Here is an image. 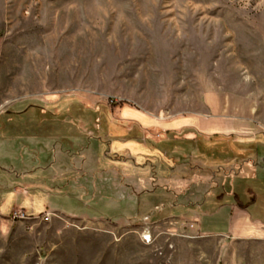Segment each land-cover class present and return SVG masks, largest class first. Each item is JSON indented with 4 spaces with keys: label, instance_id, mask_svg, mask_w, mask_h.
Here are the masks:
<instances>
[{
    "label": "rangeland",
    "instance_id": "obj_1",
    "mask_svg": "<svg viewBox=\"0 0 264 264\" xmlns=\"http://www.w3.org/2000/svg\"><path fill=\"white\" fill-rule=\"evenodd\" d=\"M30 105L82 111L56 136L0 128V264H264L196 228L264 181L226 131L264 125V0H0V117Z\"/></svg>",
    "mask_w": 264,
    "mask_h": 264
},
{
    "label": "trees",
    "instance_id": "obj_2",
    "mask_svg": "<svg viewBox=\"0 0 264 264\" xmlns=\"http://www.w3.org/2000/svg\"><path fill=\"white\" fill-rule=\"evenodd\" d=\"M29 109V110H28ZM27 111L28 112H18L17 110H13L10 113H8V115H4L2 117H0V128H2V130L4 132H10L11 134L15 135V136H20L22 134H25V131L23 130L24 128L27 129V127L29 126H34L35 129L33 128V131L31 130V133L29 134V136H56V135H60V134H64V132H66L67 128H70V124H74L75 122H64V120L66 118H70V117H75L76 113H78V116L80 114V112L82 111L81 106H74L70 109V111H68L65 115L63 116H59L57 118H53L49 112H45L42 109H35L34 106L30 105V108H28ZM93 115H97L96 117V124H101V122H99V119H101L100 115L101 113L99 111H94L92 112ZM33 114V115H32ZM22 119L23 122L20 123V127L18 129H16V125L18 122H15L16 120H18V118ZM32 117V118H31ZM31 118V119H30ZM8 120V121H7ZM7 121V122H5ZM5 122V124H4ZM46 122H48L46 124ZM8 123V124H7ZM46 124L47 130H43L42 127H44ZM6 125H8V127H6ZM18 130H23L22 132L18 131ZM27 131V130H26ZM134 135L136 136L137 133H134ZM131 138L133 139L134 136H131ZM190 141H194V140H190ZM253 151H255L259 156H264V143L262 142H258L256 144H254L252 146ZM262 154H259V153ZM242 157V156H240ZM258 179L256 178H251V179H247L244 180L240 185V190L239 189L235 190V189H230L229 191H227V197L226 196H222V199H218L215 203V205H213V208L216 207H220L221 204L223 205V203L225 202V199L232 196V199L236 198L238 199L243 207L249 212V214L254 218H262L264 219V217H256L257 214L254 213V215L251 213L252 211H258L262 213H264V205L263 203H261V199H263L264 197V181H261L260 184ZM263 184V185H262ZM259 214V213H258ZM264 216V215H263Z\"/></svg>",
    "mask_w": 264,
    "mask_h": 264
},
{
    "label": "crops",
    "instance_id": "obj_3",
    "mask_svg": "<svg viewBox=\"0 0 264 264\" xmlns=\"http://www.w3.org/2000/svg\"><path fill=\"white\" fill-rule=\"evenodd\" d=\"M224 125L221 126V124H210L207 123L206 126L202 129H204L206 132L214 133L215 135H219V133L224 134V130L222 131L221 128ZM220 127V128H218ZM240 127V125H229L228 130L230 131V134L237 133L238 136L233 137L236 141L242 142L243 140H239V137L242 136H248L247 141L249 144L254 145L258 142L264 143V125L260 124L257 125L255 122L253 124L246 125L242 129H237L236 128ZM218 128V129H217ZM219 129L222 131L219 132ZM249 130V134H241L238 133V130ZM234 130L236 132H234ZM209 135V134H208ZM232 138V139H233ZM254 158L256 159H261L264 161V156H259L255 151H254ZM251 155V156H253ZM254 158L250 157L249 160H253ZM258 168L264 170V167L261 168V166H258ZM256 167V169H258ZM222 199V198H220ZM219 199V200H220ZM221 209L217 212L214 211V213H211L212 216H206L201 219V221H197L196 228L200 230V233L202 235L210 236V237H216L219 236L221 238H226V239H237V240H249L257 243L260 246H264V219L262 218H256L254 219L249 212L243 207L242 203L234 198V203L232 206L223 204ZM229 211V212H226ZM223 213H228L227 221H225V227L223 229H218V221L214 220L210 224H206L205 219L206 218H215L219 217L220 215H223ZM214 214V215H213ZM224 219V218H223ZM212 224V225H211ZM217 224V225H216ZM211 225V226H210Z\"/></svg>",
    "mask_w": 264,
    "mask_h": 264
}]
</instances>
